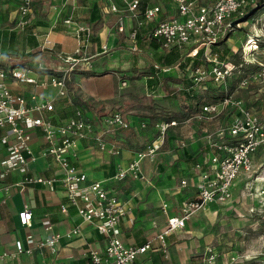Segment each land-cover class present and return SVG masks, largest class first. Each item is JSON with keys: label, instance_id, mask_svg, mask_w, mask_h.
Instances as JSON below:
<instances>
[{"label": "crops", "instance_id": "obj_1", "mask_svg": "<svg viewBox=\"0 0 264 264\" xmlns=\"http://www.w3.org/2000/svg\"><path fill=\"white\" fill-rule=\"evenodd\" d=\"M201 1L209 3L212 0ZM110 3H115L118 9L110 10ZM154 4L160 3L140 0L139 11ZM161 6L164 11L161 18L165 19L176 13V7L172 2L166 8ZM5 17L9 21L12 20L15 25L18 17L15 2L0 3V19ZM140 17L142 16L131 17L119 0H31L26 16L28 20L24 26L14 29L11 27L4 29V26L0 28V51L12 50L10 52L13 56H8L7 59L16 61L18 59L16 56L23 55L21 60L25 63L32 62V66L6 61L8 65L27 66L32 69H39V66L43 65L48 69L44 70L50 72L63 66V57L66 55L78 56L81 60L72 75V80L67 84L64 96L58 95L52 86L40 87L11 80L8 81L10 89L14 93L24 95L31 102L43 98L51 99L54 108L47 115L54 123L63 122L74 114L76 109H80L93 120L95 130L101 133V116L116 109L106 102L113 99L115 79L122 74L117 65L113 66L106 57L111 53L109 52L111 49L128 46L127 48L139 54L132 61H137L139 57H147L145 66L147 70L143 68L146 71L144 75L149 79L151 86L154 85V69L151 67L154 63L153 51L144 52L142 49L146 46L151 32L148 27L146 28L147 22H143L139 27L144 34L142 47L135 42L136 47L131 48L133 41L128 36L130 27L136 25ZM66 19H70V22L66 23ZM120 23L124 27L123 31L118 30ZM149 23H154V26L158 24L156 20ZM77 25L87 26L89 35L84 31L78 33ZM102 45L106 48L103 49ZM46 64H49V68ZM138 66V63L136 67L130 64V68L127 69L135 72ZM170 70L171 67L168 71H163V75L179 76L176 67L175 73H171ZM166 80L164 79V82ZM166 82L169 83L168 80ZM179 87L178 82L170 85V88L174 89ZM33 93L36 95L35 100L30 99ZM128 108V111L118 109L130 123L128 128L112 133L102 131L106 144L116 145L117 153L100 150L95 136L92 135L77 141L70 161L77 170L86 173L89 180H101L105 188L124 203L126 212L118 224L119 236L125 244L140 245L154 238V235L163 228L168 215L179 214L183 200L195 196L200 170L196 163L200 162L203 168L207 166L205 160L211 151L207 135L215 133L220 125H214L213 128L211 125L208 126L206 120L210 118L205 114L203 117L197 115L190 117V114H187L175 118L178 123L168 128L167 136L157 149L156 156L153 159L148 157L141 159L139 170L141 176L127 173L124 178L117 179L114 178V174L118 167L125 166L137 158V153L156 135L155 121L163 119L145 105L132 104ZM138 108L142 109V112ZM222 114L226 115L227 112L224 110L212 118H220ZM190 119L194 121L191 122ZM3 131L4 129H0V136ZM43 136L38 128L31 130L29 144L38 156L29 163V172L46 178L59 177L62 169L58 162L51 156L39 155L45 146ZM7 153V143L0 140V161ZM21 176L18 172H11L0 177V187L12 185L9 194L0 190V253L14 251V242L17 239L22 241L25 249L30 246L32 250L16 256H4L0 259V264H87L88 248L103 250L105 237L97 231L93 223L83 221L72 205H67L65 211L61 210L60 205L67 203L66 193L57 181L51 185L34 183L18 190L13 183ZM183 179L186 181L184 185L180 183ZM236 181L232 190V200ZM162 200L167 203L166 212L161 209ZM232 200L225 205L212 203L207 211L193 214L182 228L166 235L167 255L160 249L158 239H153L152 247L138 255L137 262L200 264L202 257L206 256L207 239L205 236L198 237L200 235L198 230L202 225L205 227L208 221L212 223L216 216L226 209L233 208ZM24 204H27L32 212L29 225H21L17 216ZM42 220H49L52 229L47 230ZM74 227L78 228L76 235L73 233L66 236L65 234ZM51 232L60 234L53 250L49 247H34L38 240L44 239Z\"/></svg>", "mask_w": 264, "mask_h": 264}, {"label": "built area", "instance_id": "obj_2", "mask_svg": "<svg viewBox=\"0 0 264 264\" xmlns=\"http://www.w3.org/2000/svg\"><path fill=\"white\" fill-rule=\"evenodd\" d=\"M15 2L18 17L15 25L22 27L27 23V14L30 9L31 0H0L1 2ZM124 8L131 14V17L142 15L136 25L130 27L129 38L133 41L131 48L136 47V34L143 22L156 20V24L149 35L157 40L162 47L172 48L182 45L192 46L189 55L193 56L200 45L205 46L204 57L212 63L209 70L198 65L195 69H189L186 74L195 82L211 80L218 85H225L229 77H237L238 85L242 87L264 86V56H255V53L264 50V12L259 16L256 11L249 16V22L260 24L263 33H245L244 43L241 45L245 53H249L252 58L243 57L239 53L240 61L234 63L230 60H220L216 53L211 51V46L221 37H228L233 30L240 28V24L248 22L233 23V21L254 7L259 0H212L202 2L201 0H171L176 7V13L168 18H161L163 8L160 4L145 7L139 11L140 0H119ZM109 9L116 11L115 3L109 4ZM263 16V17H262ZM66 23L70 19H66ZM124 27L120 23L119 31ZM76 31H84L89 35V29L85 25H77ZM103 49L106 48L102 45ZM206 47L208 51H206ZM80 57L66 55L63 57V66L56 70L46 72L43 66L39 69H32L27 66H1L0 65V129H4L0 140L7 143L8 153L0 161L2 170L0 177H4L11 172H18L22 176L13 183L18 190H22L26 185L39 183L51 185L57 181L66 193V202L61 204V210L65 211L67 205L76 208L78 215L83 221L93 223L97 231L105 237L106 243L103 250L95 248L87 249V264H139L138 255L144 253L152 247V240L158 239L160 249L166 254L165 236L176 229L184 226L185 221L193 214L207 211L212 203L225 205L232 200V190L235 181L241 175L251 176L253 172L252 156L258 149H264V119L260 117L254 106H246L243 100L238 97L225 95L218 102H208L202 104L198 117L212 118L224 110H229L226 125H220L213 134L207 135L210 154L205 160L207 165L202 167L200 162L196 163L199 170L197 192L194 197L181 202L179 214L168 215L163 228L158 231L154 238L147 240L140 245H128L119 236L118 227L121 217L126 212L124 203L114 194L108 191L101 180H89L86 173L77 170L71 163L70 155L79 139L94 135L100 150H107L110 153H117L116 145L108 146L103 137V133L115 132L119 129H126L130 126L124 114L118 110H110L101 116L102 131L98 133L94 128V122L88 118L82 110L76 109L74 114L66 118L63 122L54 123L47 115L54 108L53 101L48 98L35 100L33 93L29 101L24 95L14 93L8 81L29 83L34 86H52L56 93L64 96L67 92V84L72 80V75L77 69ZM248 64H254V69H246ZM23 68L24 70H22ZM45 69V70H44ZM170 67H163L162 71H168ZM122 84L125 83L123 80ZM226 90V88H225ZM176 119H162L154 123L156 130L155 137L144 149L137 153V158L130 161L125 166H119L114 178L121 179L127 173L134 176L139 174L140 161L143 157L152 159L157 149L164 143L167 130L170 126L176 125ZM38 128L44 138L45 146L40 151V156H51L59 164L62 174L59 177L46 178L41 175L30 173L28 165L34 161L36 155L29 144L31 130ZM181 180V184H185ZM12 185H3L0 190L9 194ZM161 209L166 212L167 203L162 200ZM21 225H29L32 212L27 204L17 213ZM42 224L47 230L52 229L49 220H42ZM78 232L74 227L66 236ZM60 234L51 232L47 237L38 240L34 247L55 248ZM29 241V236L27 237ZM32 247H23L20 239L14 242V251L0 253V259L4 256H16L22 252H31ZM167 255V254H166ZM215 255L210 247H206V256L200 264L211 263ZM185 264H198L188 262Z\"/></svg>", "mask_w": 264, "mask_h": 264}, {"label": "rangeland", "instance_id": "obj_3", "mask_svg": "<svg viewBox=\"0 0 264 264\" xmlns=\"http://www.w3.org/2000/svg\"><path fill=\"white\" fill-rule=\"evenodd\" d=\"M153 1L154 3H160L165 8L171 5L170 0ZM262 12H264V5L256 11L258 16ZM249 21L250 18L248 22L241 23L240 28L233 30L224 43L211 46V50L220 55L221 53H225V49H228V54L225 57L232 60L234 57L231 56V53L234 51H236V54L241 53L242 58L247 57L251 59L252 56L248 52L245 53L241 48V45L244 43L245 33L252 32L261 34L263 33V27L261 23L255 24V22ZM3 26L5 27L4 29H8V27L14 29V27H18L14 25L12 20L9 21L6 17L0 19V28ZM260 27L262 28L260 29ZM127 47L128 46L123 45V47H119L120 49H111L109 51L111 53L106 56L110 60V63L113 66L117 65L116 67L122 72V74H119L117 79H115L113 99L106 103L111 104L113 108L123 111H128V106L132 104L135 106L149 105L153 107L154 114H158L162 117L175 113H189L194 110L195 105H197V97L194 95H205L206 82H196L193 89L188 88L189 90L187 91L180 90V87L177 88L179 90H174V88H170V85L175 82V80L170 79L172 76L167 78L169 81V83H167V80L164 82L165 78H163L158 71L156 73L154 71V85L151 86V83L148 81L149 79L144 75L146 71L143 70V68H147L145 67L147 57H139L137 61H132V59H134L135 56H139V54ZM200 47H203L205 50V46L200 45ZM188 48L187 45H182L179 49L181 53H184L187 52ZM142 49H144V52H152L148 43L146 46H143ZM170 49L171 48H160L158 51L164 53L170 51ZM10 51L12 50L5 49L0 51L1 66H7V62L32 66V62L26 61L25 63L21 60L23 55L16 56L18 58L17 61L7 59L8 56H13ZM206 51H208L207 47ZM152 54V56H154V53ZM255 56H264V50L260 52L259 49L258 52L255 53ZM203 62L204 61H202L200 66L209 70L212 63L210 62V64L204 65ZM137 63L139 65L137 71L134 72L127 69V67L130 68V64L136 67ZM46 65L49 68V64ZM21 69L24 70L23 68ZM176 69L178 71V66H176ZM47 70L48 69H46V71ZM170 72L173 73L174 68L171 69ZM177 73H179V71ZM232 77L228 80L235 85L233 92L230 93L231 97L236 96L242 100L244 99V102L246 101L245 99L248 98L250 101L255 102V110L260 117L264 119V86H260L261 96L259 97L260 94L257 92L258 88H244L238 85L239 78L237 79L235 76ZM137 79L138 81H136ZM123 80L125 81L124 84L121 83ZM211 86L217 89L223 88L224 90L226 88L225 85L221 86L214 82L210 87ZM257 94L258 96H255ZM96 107L98 108L99 106ZM138 110L142 112V109L138 108ZM199 111L200 109L193 112L190 117H194ZM225 111L229 112V110ZM227 120L228 115L222 114L220 118H210L206 120V124L208 126L211 125L213 128L214 125H226ZM190 121L192 122L194 119H190ZM252 167L253 172L251 176L247 177L246 175H241L237 178L234 198L231 202L233 208L230 210L226 209L224 212L217 215L212 223L208 221L205 227L202 225L201 229L199 228L198 230V234H200L198 237H206L207 246L212 249L215 255L211 263L205 262L204 264H264V149H258V151L253 154ZM203 258L204 256L202 259Z\"/></svg>", "mask_w": 264, "mask_h": 264}, {"label": "trees", "instance_id": "obj_4", "mask_svg": "<svg viewBox=\"0 0 264 264\" xmlns=\"http://www.w3.org/2000/svg\"><path fill=\"white\" fill-rule=\"evenodd\" d=\"M261 6L264 5V0H260ZM141 15V14H140ZM142 16V15H141ZM142 17H140L141 19ZM150 21H148L146 23V28L148 27L149 32L152 30V28L154 27V23H149ZM143 33V32H142ZM141 33V30L137 31L136 34V42L138 46H143V41H144V34ZM229 37V36H228ZM226 36L219 38L212 46H215L216 44H222L225 42V40L228 38ZM149 47L152 49L153 53H154V63L153 65H151V67H153L155 73L158 71L160 73V75L163 76V78L167 79L168 77L172 76V75H168L165 76L163 75V71L162 68L163 67H171L175 68L176 66H178V71H179V76L178 77H170V79L175 80V82L180 83V90L183 91H187L190 89H193L194 85L196 84L195 81H193L187 74L186 71L189 69H195V67H197L198 65L202 64H210V61H207L204 57V49L203 47H199L196 51V53L191 56L188 54V52L190 51V49L192 48V46H190L187 50V52L181 53V50L179 49L180 47H172L170 49V51L168 52H161L158 51L160 48H164L161 46V44L155 40L153 37H151L150 35H148V41H147ZM236 51H234L233 53H231V56L234 57V59H229L225 56H227L228 54V49H225V53H221L220 55L217 52H214L218 55V57L220 58V60H230L233 61L234 63L239 62L241 59L239 57V54L235 53ZM188 66V68H187ZM190 66V67H189ZM255 65L254 64H248L245 67L246 69H254ZM208 67V66H207ZM151 71V69H150ZM181 73V75H180ZM159 75V76H160ZM231 77H229L226 81H225V86H226V90H224L223 88H214V87H210V85H212V81L211 80H205L203 81V83H205V95L201 94V95H194L195 97H197V105H195V108L193 111H190L189 113H180V114H170L169 116H165L163 117V119H172V118H177V117H183V116H187V114H192L193 112L198 111L200 108H202V104L204 103H208V102H218L220 101L225 95L230 94L231 92H233L235 85L231 82H229L228 80ZM233 78V77H232ZM239 78V76H237V79ZM168 80V79H167ZM222 86V85H221ZM248 88V87H245ZM174 90H179V89H174ZM252 92V91H251ZM259 97L261 96V92L260 90H257ZM255 95V96H258ZM205 98V99H204ZM204 99V100H203ZM244 100V99H243ZM246 101L243 103L246 106H254L255 102L250 101L248 98L245 99ZM255 101V100H254ZM148 109H153L152 106H146ZM229 112H227L228 115Z\"/></svg>", "mask_w": 264, "mask_h": 264}, {"label": "water", "instance_id": "obj_5", "mask_svg": "<svg viewBox=\"0 0 264 264\" xmlns=\"http://www.w3.org/2000/svg\"><path fill=\"white\" fill-rule=\"evenodd\" d=\"M261 7V3L258 2L254 7H252L247 13H245L243 16L235 19L233 21V23H236V22H242V21H245L249 18V16H251L255 11H257L259 8Z\"/></svg>", "mask_w": 264, "mask_h": 264}]
</instances>
